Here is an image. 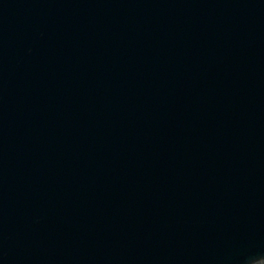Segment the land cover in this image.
Masks as SVG:
<instances>
[{
	"label": "water",
	"instance_id": "95a60500",
	"mask_svg": "<svg viewBox=\"0 0 264 264\" xmlns=\"http://www.w3.org/2000/svg\"><path fill=\"white\" fill-rule=\"evenodd\" d=\"M0 264H264V0H0Z\"/></svg>",
	"mask_w": 264,
	"mask_h": 264
}]
</instances>
